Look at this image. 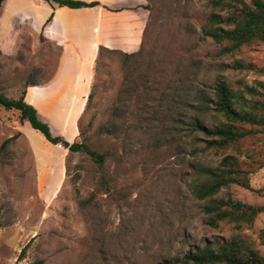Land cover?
Listing matches in <instances>:
<instances>
[{
	"label": "rangeland",
	"instance_id": "1",
	"mask_svg": "<svg viewBox=\"0 0 264 264\" xmlns=\"http://www.w3.org/2000/svg\"><path fill=\"white\" fill-rule=\"evenodd\" d=\"M81 1L98 5L61 10L66 41L50 44L42 68L34 61L15 73L8 93L26 89L25 102L53 137L104 159L99 165L51 144L18 112L0 108V264H161L191 245L235 236L264 256V210L251 225L209 228L187 189L193 161L215 167L231 154L249 188L232 184L216 198L264 206V128L238 149L194 158L185 109L218 77L235 91L262 93L264 44L220 54L201 40L211 13L228 15L211 0H144L136 28L123 17L141 0Z\"/></svg>",
	"mask_w": 264,
	"mask_h": 264
},
{
	"label": "trees",
	"instance_id": "2",
	"mask_svg": "<svg viewBox=\"0 0 264 264\" xmlns=\"http://www.w3.org/2000/svg\"><path fill=\"white\" fill-rule=\"evenodd\" d=\"M44 1L54 2L68 9L98 5L97 2L86 3L77 0ZM2 2L3 0H0V7ZM210 6L213 9L219 7L229 10L225 18L211 13L199 29L201 40L212 41L220 54H232L241 47L256 43L264 44L263 0H251L250 4L241 0H211ZM125 56L128 58L132 55ZM260 87L262 93L247 86L244 92L235 91L219 77L210 85H201L185 107L186 111L191 113L190 128L187 129V135L191 137L190 155L195 158L207 150L238 149L243 139L258 134L257 130L264 128V86ZM255 94H261L259 96L263 99H255ZM0 107L5 111L18 112L19 120L27 121L30 127L38 131L49 143L61 144L71 153L83 151L95 163L102 164V154L83 144L68 143L60 137H53L49 127L38 119L36 109L24 101V91L18 99L8 98L0 91ZM204 118L212 119L210 126L203 124L201 119ZM191 171L187 189L195 202L203 203V225L209 228H217L223 222L251 225L256 216L264 210V206L233 201L229 197L216 198L220 191L232 184L249 188L247 172L241 168L238 156L226 155L215 167L197 165L193 161ZM261 238L264 244V231L261 232ZM161 264H264V256L244 238L235 236L216 246L210 243L191 245L185 252L176 253Z\"/></svg>",
	"mask_w": 264,
	"mask_h": 264
},
{
	"label": "crops",
	"instance_id": "3",
	"mask_svg": "<svg viewBox=\"0 0 264 264\" xmlns=\"http://www.w3.org/2000/svg\"><path fill=\"white\" fill-rule=\"evenodd\" d=\"M141 1V5L129 8L124 13V25L137 27V21L145 14L144 0ZM66 9L68 8L44 0H21L18 4L12 0H3L0 7V91L5 96L12 98L8 92L12 86L10 78L15 73L31 67L34 61L42 68L43 61L48 59L50 44L66 41L59 20L60 11ZM108 46L107 48L111 49ZM23 91L26 93V89Z\"/></svg>",
	"mask_w": 264,
	"mask_h": 264
}]
</instances>
